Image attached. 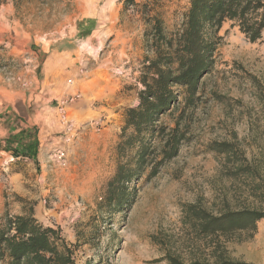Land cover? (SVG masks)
Masks as SVG:
<instances>
[{"label":"rangeland","instance_id":"obj_1","mask_svg":"<svg viewBox=\"0 0 264 264\" xmlns=\"http://www.w3.org/2000/svg\"><path fill=\"white\" fill-rule=\"evenodd\" d=\"M188 8L189 0H0V94H29L40 78L42 46L73 40L82 76L93 77L89 71L100 66L108 79L120 81L117 100L138 104L141 74L154 55L147 35L152 17L159 16L171 35ZM219 35L189 139L156 176L146 172L131 183L136 193L129 205L116 209L105 201L128 107L117 109L109 127L104 117L85 126L70 115L81 93L66 92L55 101L58 129L46 131L41 160L0 142V218L7 209L18 215L34 206L41 224L61 229L76 264H165L169 247L188 258L193 248L204 245L185 220L186 206L218 208L225 193L232 200L237 195L221 172L222 155L210 145L239 139L249 156L256 147L252 124L259 117L264 130L257 86L260 81L264 87V34L252 42L226 22ZM66 78L68 85L75 84L71 75ZM69 96L75 97L67 106L71 131L59 109ZM164 121L173 125L170 116ZM58 150L66 153L64 165L53 158ZM227 245L234 258L264 264V219L253 237Z\"/></svg>","mask_w":264,"mask_h":264},{"label":"trees","instance_id":"obj_2","mask_svg":"<svg viewBox=\"0 0 264 264\" xmlns=\"http://www.w3.org/2000/svg\"><path fill=\"white\" fill-rule=\"evenodd\" d=\"M226 22L238 26L250 41L260 40L264 0H189L182 26L171 35L159 16L152 17L147 35L154 55L141 74L139 103L125 111L117 168L107 184L109 206L129 205L136 193L131 183L146 172L156 176L180 154L203 100V79L214 68L222 40L219 32ZM257 86L264 120V87L260 81ZM169 116L173 125L164 121ZM259 121L260 117L252 124L256 147L249 156L239 139L210 145L222 155L221 172L236 186L237 195L232 200L225 193L218 208L187 205L185 220L205 243L193 248L188 258L169 247L162 259L165 264H251L234 258L227 243L253 237L264 219V130ZM0 264H76V260L61 229L41 224L32 206L18 215L7 209L1 216Z\"/></svg>","mask_w":264,"mask_h":264},{"label":"crops","instance_id":"obj_3","mask_svg":"<svg viewBox=\"0 0 264 264\" xmlns=\"http://www.w3.org/2000/svg\"><path fill=\"white\" fill-rule=\"evenodd\" d=\"M42 47L44 54L38 65L40 78L29 94L24 92L17 95L13 91L9 95L0 94V142L29 151L35 161L43 157L41 149L47 146V139H43L48 135L46 131L58 129L54 106L55 101L64 93H81V98L72 104L70 115L77 123L85 126L104 117V123L109 127L108 123H114V118L119 114L117 109L137 105L134 103L128 106L117 100L120 81L116 83L113 79H108L102 67L89 71L94 74L93 77L85 78L80 74V58L73 40L65 43L52 42ZM70 75L74 85L66 82V77ZM96 100L100 105L92 106ZM32 131L36 133L33 134L34 138L28 136Z\"/></svg>","mask_w":264,"mask_h":264},{"label":"built area","instance_id":"obj_4","mask_svg":"<svg viewBox=\"0 0 264 264\" xmlns=\"http://www.w3.org/2000/svg\"><path fill=\"white\" fill-rule=\"evenodd\" d=\"M71 82V81H70ZM75 99L74 96H69L66 99H63L60 103H59V109L61 111L62 114V120L64 122V124L67 127L68 131H71L74 126L71 123V121L68 118L67 115V106L70 102H72ZM54 160H56L58 163L64 165L66 163V153L63 150H58L56 151V153H54L53 155ZM14 157H12L10 160L14 161Z\"/></svg>","mask_w":264,"mask_h":264}]
</instances>
